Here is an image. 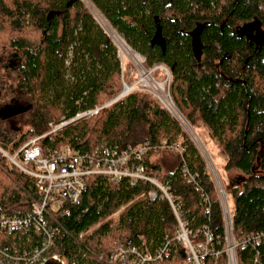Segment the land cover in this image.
<instances>
[{
    "label": "trees",
    "instance_id": "1",
    "mask_svg": "<svg viewBox=\"0 0 264 264\" xmlns=\"http://www.w3.org/2000/svg\"><path fill=\"white\" fill-rule=\"evenodd\" d=\"M90 1L144 57L146 67L166 66L177 110L215 141L224 170L237 171L225 185L234 236L264 228V0ZM248 20L259 21L261 39L248 43L231 31L234 22ZM156 31L163 48L151 43ZM119 72L114 44L80 0H0V106L19 96L26 100L22 110L0 116V146L13 152L27 138L45 133L48 122L114 97ZM145 139L183 149L189 170L209 195L207 209L199 192L179 174L176 152L150 150L143 163L168 180L190 227L206 223L221 240L219 204L201 155L182 126L146 93L131 91L94 115L46 133L40 143L87 150L101 142L125 146ZM157 151L172 152V164L162 168L152 163L150 156ZM85 182L79 200L67 204L68 213L58 217L61 227L50 252L77 264H100L96 256L105 258L117 243L152 250L172 234L174 218L164 199H134L149 189L147 183L125 178L110 182L99 175ZM33 193L30 178L0 157V212L25 213ZM121 205L113 224L108 215ZM38 241L32 230L0 234V244L9 248L29 249ZM256 248L262 263L264 243ZM255 250L237 247V264H253ZM224 258L221 254L217 264H224ZM150 264L184 262L178 252L173 259Z\"/></svg>",
    "mask_w": 264,
    "mask_h": 264
},
{
    "label": "built area",
    "instance_id": "2",
    "mask_svg": "<svg viewBox=\"0 0 264 264\" xmlns=\"http://www.w3.org/2000/svg\"><path fill=\"white\" fill-rule=\"evenodd\" d=\"M93 10L98 15V23L116 48L119 63L122 64L125 54L136 55L138 62L134 60L133 56L132 58L138 63L136 67L139 73L138 78L141 81L140 84L150 88L152 95L157 98L156 100L174 115L184 128H189L188 122L179 113L169 95L168 69L163 65L161 66V64H156L150 68L144 67V57L135 52L108 25L94 6ZM158 67L163 68L166 72L168 81V91L166 93L163 92V83L154 79L153 75L150 76L151 70ZM142 74L143 77H141ZM120 80L121 90L102 104L80 109L68 118L61 117L56 123L48 122L49 129L45 133L27 138L13 152H8L0 146V157L6 158L30 178L34 192L29 209L25 213L9 215L0 212V234H8L14 230L22 229L24 231L32 230L39 237L38 244H33L29 249L9 248L0 244V264H43V261L48 257L59 259L64 264H77L75 260L67 261L59 253L50 252V250L54 246V236L61 227L58 217L68 213L67 204L79 200L86 187L85 179L90 175L102 176L110 182H117L125 178L130 182L147 183L150 186L149 189L139 192L134 199L141 198L146 201H153L157 198L164 199L168 203L174 218L172 234L170 236L166 235L164 240L152 250L120 242L113 247L105 258L101 255L96 256L100 264L160 263L165 258H175L178 252L183 257L184 264H217L221 254L225 256L224 264H237L236 248L245 246L256 249L252 263L261 264L259 251L256 247L264 243V228L244 233L239 237L234 236L228 194L210 158L205 159V165L219 204L222 223L221 240L206 223L190 227L188 218L180 207L179 200L172 195L168 180H163L158 170L147 169L143 163L144 155L150 150L166 148L176 152L180 157L179 174L191 183L194 190L199 192V202L205 205L207 209L210 204L209 195L202 190L196 174L189 170L183 157V149L178 144H152L145 139L135 145L125 146L101 142L87 150H80L69 144H61L56 147L41 145L40 138L46 133L55 132L61 126L79 118L94 115L102 106L121 98L131 91L139 90L136 88L139 82L135 83L134 87V84L127 83L121 74ZM157 82L162 84L161 90L156 87ZM165 97L166 102H164ZM167 101H169V106L173 107L175 113L166 104ZM176 114H179L182 119L180 120ZM122 207L123 205L109 213L108 218L113 224L117 223L118 214ZM88 230L89 228L79 232L78 236L80 237L82 233Z\"/></svg>",
    "mask_w": 264,
    "mask_h": 264
},
{
    "label": "rangeland",
    "instance_id": "3",
    "mask_svg": "<svg viewBox=\"0 0 264 264\" xmlns=\"http://www.w3.org/2000/svg\"><path fill=\"white\" fill-rule=\"evenodd\" d=\"M80 1L88 9L89 12L91 11L93 13V16L96 17L95 21L102 28V26L97 21L98 20L97 19L98 15H97L96 12H94L95 10H93V6L91 5L92 2L90 0H80ZM102 30H104V29L102 28ZM135 52H137V51H135ZM119 55L121 56L120 51H119ZM123 57H124V59H123L122 64L119 63V66H120V72H119V76H118L119 77V81H120L119 91L121 90V80H120V74H121L122 78L127 83L134 84V87H135V83L139 82V85H136V88H138L139 90H134V91L144 92L150 98H152L155 101H157L156 100L157 98L152 95L153 94L152 90L150 88H147L146 86H142L140 84L141 81L138 78L139 73L137 72V67H136L138 65V63L136 61H134L133 58L129 54H127V55L125 54ZM155 65L156 64H154L153 66H155ZM162 65L163 64H161V66ZM143 66L146 67L144 65V63H143ZM153 66H150V67H153ZM164 66L165 65H163V67ZM151 75H153L154 79H157V81H161L163 83V87H164L163 88V92L164 93H166L169 90V95H170L171 100L173 102L172 94H171V90H170V83H171L170 76H169V79H168V81H169V83H168V81L166 79V72L161 67L160 68L158 67L156 69H152L150 76ZM167 83H168V90H167ZM141 88H143V89H141ZM25 103H26L25 97H20L19 96V97L16 98V102L14 101V102H11V103H6V104L1 105L0 106V116H6L8 114L15 113V112H18V111L22 110L24 108ZM175 107H176V105H175ZM168 113L182 126V128L185 131V133L187 134V136L191 139V141L194 143L195 147L197 148V150H198L199 154L201 155L204 163H205V159H207V158H210L213 161V164L216 167L217 172H218L219 176L221 177V180H222L224 185L227 184L229 178L232 180V179H234L236 177L237 171H235V170H228V171L224 170L223 165H222V160H221L220 156L217 154V151H216V143H215V141L210 140L208 137L204 136L202 134L203 131L199 127L197 128V127H194V126H191V125L188 124L189 128H187V127H186L187 129L184 128L183 125L179 122V120L174 117V115H172L169 111H168ZM179 113L181 114L180 111H179ZM61 117L62 116H60V118ZM59 119L57 121H59ZM57 121H50V122L56 123ZM97 144H99V143H97ZM159 150H162V149H159ZM173 157L174 156L172 155V152L157 151V152L153 153L150 156V161L151 162L160 163L161 167L163 168V167H166L167 165L172 164V162L174 160ZM205 167H206V165H205ZM230 203H231V200L229 199V205H230ZM91 228L92 227H90L89 230Z\"/></svg>",
    "mask_w": 264,
    "mask_h": 264
},
{
    "label": "flooded vegetation",
    "instance_id": "4",
    "mask_svg": "<svg viewBox=\"0 0 264 264\" xmlns=\"http://www.w3.org/2000/svg\"><path fill=\"white\" fill-rule=\"evenodd\" d=\"M231 31L236 36L243 37L248 43L263 36V29L258 20L236 21L231 26ZM196 36V33H191V37L195 38ZM193 46L195 45L193 44Z\"/></svg>",
    "mask_w": 264,
    "mask_h": 264
},
{
    "label": "water",
    "instance_id": "5",
    "mask_svg": "<svg viewBox=\"0 0 264 264\" xmlns=\"http://www.w3.org/2000/svg\"><path fill=\"white\" fill-rule=\"evenodd\" d=\"M50 15H51V12H48L47 16L50 17ZM261 38L262 36L259 39ZM151 43H157L160 45L161 48H163V38L159 32L156 31L155 35H153V37L151 38ZM43 264H64V263H62L59 259L48 257L43 261ZM261 264H264V263H261Z\"/></svg>",
    "mask_w": 264,
    "mask_h": 264
},
{
    "label": "bare ground",
    "instance_id": "6",
    "mask_svg": "<svg viewBox=\"0 0 264 264\" xmlns=\"http://www.w3.org/2000/svg\"><path fill=\"white\" fill-rule=\"evenodd\" d=\"M133 56V58H134V60H136L137 62H138V58L136 57V55H131V57ZM144 75L142 74L141 75V77H143ZM161 86H162V84L160 83V82H157L156 83V87L158 88V90H161ZM164 102H166V97L164 98ZM166 104H168V106L170 105V103H169V101H167V103ZM169 108L174 112V109H173V107L171 106H169ZM175 113V112H174ZM177 115V114H176ZM177 117L181 120L182 119V117L178 114L177 115Z\"/></svg>",
    "mask_w": 264,
    "mask_h": 264
},
{
    "label": "crops",
    "instance_id": "7",
    "mask_svg": "<svg viewBox=\"0 0 264 264\" xmlns=\"http://www.w3.org/2000/svg\"><path fill=\"white\" fill-rule=\"evenodd\" d=\"M153 163V162H152Z\"/></svg>",
    "mask_w": 264,
    "mask_h": 264
}]
</instances>
